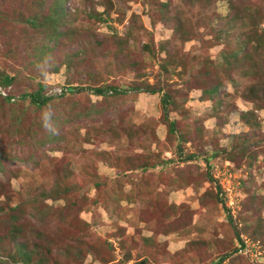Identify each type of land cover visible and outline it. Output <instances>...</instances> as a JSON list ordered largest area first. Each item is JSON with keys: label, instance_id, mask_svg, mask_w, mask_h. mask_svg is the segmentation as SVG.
Segmentation results:
<instances>
[{"label": "rangeland", "instance_id": "rangeland-1", "mask_svg": "<svg viewBox=\"0 0 264 264\" xmlns=\"http://www.w3.org/2000/svg\"><path fill=\"white\" fill-rule=\"evenodd\" d=\"M63 7L0 0V264H264V0Z\"/></svg>", "mask_w": 264, "mask_h": 264}, {"label": "trees", "instance_id": "trees-1", "mask_svg": "<svg viewBox=\"0 0 264 264\" xmlns=\"http://www.w3.org/2000/svg\"><path fill=\"white\" fill-rule=\"evenodd\" d=\"M63 1L64 0H53L54 11L52 12V15L50 17H47V18L43 19L42 21H41V19H42L41 18L39 22H37V20H36L37 17H32V18H29L28 20H25L24 22L30 24L32 27H40L41 28L42 26L46 25L45 28H53L52 25L61 21V17L65 13L64 7H63ZM251 43H253V42H251ZM233 56L236 57L237 53H234ZM11 79L12 78H9L8 76H3L0 80L1 89L4 90V88L2 86L8 85L11 82ZM220 87H221L220 84H218V85L216 84L214 86H211L209 89L204 90L203 93L205 95H207L208 97H214ZM88 90L92 94L97 95V96H105L107 94L119 95V94H124V93L130 91V89H128V88L124 89L123 87L119 88V89L115 88V87H108V88L97 87V88H90ZM69 91H70L69 89H64V92L61 91L59 96H62L65 92H69ZM42 92H43V86L41 84H38V89L35 92L27 94V95H22V96H20V98L22 100L28 99V101L31 105H33L37 108H41V107L47 105L53 99V96H45V95H43ZM145 92L153 95V94H159L162 91L158 90V89H150V90H147ZM3 98L6 101H14V99L11 98L9 95H7V93H6V96H3ZM160 101H161L162 109H163V111H165L167 106L171 103V99L168 96V94L162 93ZM168 131L170 133L176 132L174 121L168 122ZM191 158L193 159L194 156H188L187 157L188 160ZM220 192H221V190H220ZM221 204H224V203L221 201ZM242 245H243V243H242ZM22 256L25 257L26 259L29 258L28 254L27 255L23 254ZM224 259H225V257L221 258L215 264H221V262H223Z\"/></svg>", "mask_w": 264, "mask_h": 264}, {"label": "built area", "instance_id": "built-area-1", "mask_svg": "<svg viewBox=\"0 0 264 264\" xmlns=\"http://www.w3.org/2000/svg\"><path fill=\"white\" fill-rule=\"evenodd\" d=\"M0 93H1L3 96H6L5 91H4L3 89H1V87H0Z\"/></svg>", "mask_w": 264, "mask_h": 264}, {"label": "water", "instance_id": "water-1", "mask_svg": "<svg viewBox=\"0 0 264 264\" xmlns=\"http://www.w3.org/2000/svg\"><path fill=\"white\" fill-rule=\"evenodd\" d=\"M139 264H143V263L141 262V263H139Z\"/></svg>", "mask_w": 264, "mask_h": 264}]
</instances>
